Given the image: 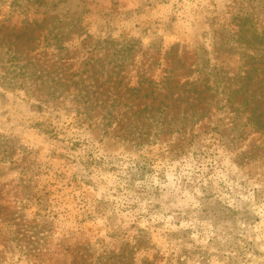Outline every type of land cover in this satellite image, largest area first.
<instances>
[{
	"label": "rangeland",
	"instance_id": "374dc122",
	"mask_svg": "<svg viewBox=\"0 0 264 264\" xmlns=\"http://www.w3.org/2000/svg\"><path fill=\"white\" fill-rule=\"evenodd\" d=\"M23 21L50 82L0 80V264H264V0H0Z\"/></svg>",
	"mask_w": 264,
	"mask_h": 264
},
{
	"label": "trees",
	"instance_id": "16d2710c",
	"mask_svg": "<svg viewBox=\"0 0 264 264\" xmlns=\"http://www.w3.org/2000/svg\"><path fill=\"white\" fill-rule=\"evenodd\" d=\"M37 26L38 25L36 22L23 21L19 28L15 26L9 28L8 26H5L4 23L3 24L0 23V34H2L0 36V43H2L3 48H6V51H10L8 58L4 59L6 52L0 50V80H3L4 82L5 80H8V82L12 83L15 78L20 79V78H24L25 76L31 78L32 75L33 76L37 75L36 72L26 70L28 64L22 65L18 62L19 61L18 56L20 55V51H18L19 47L17 46V44L24 45L28 42L32 43L34 38H32L31 35L33 34ZM10 34L14 36L13 42L7 40L6 43L3 44L4 36L9 38ZM6 44H10V45H6ZM31 51L32 50H30V52ZM34 61L36 60L33 59V61H29L28 63H34ZM7 63H9L8 66H6ZM32 69H34L33 66ZM49 75L50 73L45 72V70L38 71V75L36 76V78L31 79V81L33 80V82L35 83H30L28 85L29 89L39 92L40 95H44V90L47 89V83L50 82V81L45 82L46 80H49L47 79ZM36 80H38V82ZM79 83H80L79 87L77 88H76L77 85H72L73 88H76L75 97L79 99L78 102L81 101L80 103L81 109L87 110L88 107L96 104L97 100L93 97H90V95H88L85 90H84L85 93L83 92L82 86L83 84H85V81L81 80L79 81Z\"/></svg>",
	"mask_w": 264,
	"mask_h": 264
}]
</instances>
